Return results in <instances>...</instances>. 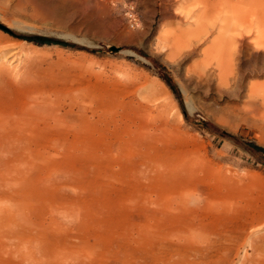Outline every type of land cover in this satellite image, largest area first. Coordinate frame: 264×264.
Here are the masks:
<instances>
[{"label": "rangeland", "instance_id": "rangeland-1", "mask_svg": "<svg viewBox=\"0 0 264 264\" xmlns=\"http://www.w3.org/2000/svg\"><path fill=\"white\" fill-rule=\"evenodd\" d=\"M221 1L214 7L207 0H0V38L18 43L17 54L0 53V109L26 112L41 93L59 114L75 105L62 116L63 132L48 136L33 126L0 141V172L25 176L33 189L24 200L31 206L21 200L12 206L14 220L26 216L34 230H49L41 225L51 216L45 194L80 202L81 226L69 234L101 242L106 251L84 263L137 264L143 251L152 262L168 221L155 219L153 203L136 204L132 195L149 184L155 197L153 182L123 156V94L140 90L154 92L166 109L161 147L172 160H192L201 177L222 179L232 200L264 204V33L252 24L249 0ZM93 103L114 106L105 123L90 119L91 111L82 118L78 105ZM28 149L44 163L26 166ZM182 191L185 217L210 212L199 209L195 185ZM215 216L217 224L226 220ZM58 241L51 237L50 244ZM33 253L47 257L41 247ZM74 255L60 259L79 264Z\"/></svg>", "mask_w": 264, "mask_h": 264}, {"label": "bare ground", "instance_id": "bare-ground-1", "mask_svg": "<svg viewBox=\"0 0 264 264\" xmlns=\"http://www.w3.org/2000/svg\"><path fill=\"white\" fill-rule=\"evenodd\" d=\"M207 3L215 7L222 1L207 0ZM249 3L247 11L253 15L252 24H258L261 35L264 33V0H249ZM17 46L16 42L8 44L0 38V53L11 48L10 55H15L18 52ZM138 93L137 96L123 94V156L132 159L131 162L149 173L147 177L153 182L156 195L152 197L149 184L145 192L138 189L132 196L136 204L139 200L149 205L153 203L154 206L150 208H154L152 212L155 213V219L158 222L160 219L168 221L169 227L157 235L159 239L154 241L158 249L152 256V262L143 251L142 259L137 264H264V204L248 206L246 201L232 200L229 185L223 183L222 179L214 182L201 177L195 172L192 160H172L161 147L168 129L167 121L162 118L166 110L162 107L163 103L157 100L158 96L154 92L140 90ZM34 98L26 112L23 107L11 114L6 113L4 108L0 109V141L22 136L26 128L33 129V126L34 129L39 126L37 132L48 136L57 134V129L60 132L66 129L62 116L74 109L73 103L67 107L65 105L66 111L59 114L57 110L55 112L51 109L53 98L49 100L43 93ZM78 107L82 110L83 119L89 116L93 120L97 115L96 119L101 124L107 121L108 115L105 113L109 111L108 108H114L94 103L88 108L81 105ZM88 111L91 114L86 116ZM103 128L108 130L105 125ZM32 151L28 149V155H22L29 168L35 162L44 163L45 160L43 157L38 160L39 155ZM166 182L171 186L166 188ZM189 183L195 185L196 202H201L199 209L206 207L210 211L204 217H197L196 213L185 217V192L182 189ZM0 184L3 185V194L0 196V264H65L66 259L60 258L72 253H75L72 257L79 264H86L84 262L89 259L106 254L100 246L101 242H91L69 234L73 228L78 230L76 226H81L83 208L80 202L62 201L45 194L44 203L51 216L41 225H47L49 230L42 227L44 230L39 232L32 228L26 216L16 221L9 212L19 200L24 206H31L24 201L33 195V189H26L30 181L23 175L18 179L7 178L0 172ZM215 215L224 216L225 222L217 224ZM51 237L59 240L58 247L54 248V242L50 244ZM173 238H177V241ZM43 240H46V245L42 244ZM35 247L43 248L47 257L34 256Z\"/></svg>", "mask_w": 264, "mask_h": 264}, {"label": "trees", "instance_id": "trees-1", "mask_svg": "<svg viewBox=\"0 0 264 264\" xmlns=\"http://www.w3.org/2000/svg\"><path fill=\"white\" fill-rule=\"evenodd\" d=\"M31 40H34L35 42L38 43H45V42H57V43H62V44H67L64 41H60V40H53V39H49L46 37H28Z\"/></svg>", "mask_w": 264, "mask_h": 264}, {"label": "water", "instance_id": "water-1", "mask_svg": "<svg viewBox=\"0 0 264 264\" xmlns=\"http://www.w3.org/2000/svg\"><path fill=\"white\" fill-rule=\"evenodd\" d=\"M113 49L117 50L118 48L117 47H112Z\"/></svg>", "mask_w": 264, "mask_h": 264}]
</instances>
